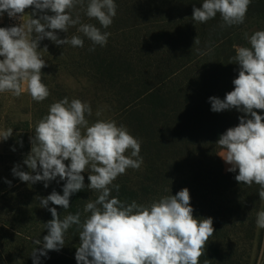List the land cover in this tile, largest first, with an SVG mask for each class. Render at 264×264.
I'll return each instance as SVG.
<instances>
[{
	"label": "trees",
	"instance_id": "1",
	"mask_svg": "<svg viewBox=\"0 0 264 264\" xmlns=\"http://www.w3.org/2000/svg\"><path fill=\"white\" fill-rule=\"evenodd\" d=\"M114 2L113 23L101 28L111 33L105 46L93 45L77 32L79 25L57 35L60 39L79 35L83 47L57 46L47 38L39 41L38 51L47 65L41 70L50 90L47 99L36 102L30 96L22 108L23 93L19 97L0 93V132L13 129L11 137L0 141V264H33L34 247H42L34 240H43L44 224L52 219L48 208L55 207L61 219L80 212L83 220L88 215L83 211L86 203L98 196L87 188L85 172L86 187L71 195L68 209L51 202L48 208L40 207L39 198L53 190L62 195L66 181L57 182V177L45 188L43 181L23 182L12 173L16 165L31 171L23 160L31 151L35 126L52 103L65 97L90 104V124L114 120L141 142V167L127 169L114 181L120 188L113 189V197L150 205L188 188L193 215L211 217L215 229L200 264H256L264 247V229L256 225L257 213L264 210L260 186L240 184L235 180L238 172L219 173L215 160L223 151L216 145L219 136L237 126L244 113L213 112L209 97L224 99L234 89L232 81L239 73L235 49L250 47L246 33L264 30V0H252L244 22L232 26L225 25L219 14L206 23L195 22L193 7H202L203 0ZM33 11L30 7L29 19ZM72 14H78L82 23L101 27L79 5ZM256 111L264 116V110ZM79 244L72 226L65 233L64 247L48 251L39 264H77Z\"/></svg>",
	"mask_w": 264,
	"mask_h": 264
},
{
	"label": "clouds",
	"instance_id": "2",
	"mask_svg": "<svg viewBox=\"0 0 264 264\" xmlns=\"http://www.w3.org/2000/svg\"><path fill=\"white\" fill-rule=\"evenodd\" d=\"M251 2L203 0L202 7H193L192 19L206 23L219 14L225 25H239ZM78 5L101 27L82 23L78 14L73 17L72 10ZM30 7L34 11L26 24L0 27V93L19 97L26 89L34 101L42 102L50 90L42 81L41 70L47 65L38 51L39 41L47 38L57 46L83 47L79 35L64 39L57 35V31L67 33L70 27L79 25L77 32L93 45L105 46L111 33L101 28L113 23L117 5L114 0H87L86 6L85 0H0V18L4 13L9 18H21ZM245 38L250 47H236L233 57L239 65L238 76L232 81L234 89L224 99L209 97V102L213 112L236 109L244 113L237 126L219 136L216 145L223 151L218 155L230 165L229 172H238L237 182L259 185L258 195L264 200V116L256 111L264 110V30L250 36L246 33ZM91 115L90 104L80 99L69 101L65 97L52 103L37 122L30 138L31 151L23 160L31 171L20 170V165L12 169L21 181H43L45 188L57 177V182L66 181L63 194L53 190L47 197H40V207L48 208L51 202L68 209L71 195L86 187L85 172L87 188L98 193L95 200L86 203L83 211L88 215L83 220L80 212L61 219L55 207L48 208L52 219L44 224L47 235L43 240H34V245L42 247H34L33 264H39V258L46 257L48 251L62 249L65 233L72 226H76L80 240L75 253L77 264H200L209 237L215 232L213 219L193 215L188 188L150 205L136 201L129 204L113 197V189L119 192L120 188L114 181L127 169L141 167V142L114 120L90 124L87 117ZM12 134V128L0 132V141ZM256 225L264 229V210L257 213Z\"/></svg>",
	"mask_w": 264,
	"mask_h": 264
},
{
	"label": "rangeland",
	"instance_id": "3",
	"mask_svg": "<svg viewBox=\"0 0 264 264\" xmlns=\"http://www.w3.org/2000/svg\"><path fill=\"white\" fill-rule=\"evenodd\" d=\"M28 19H29V8L25 10V14L21 18H19V17L14 18V19L9 18L7 13H4L2 18H0V24L1 25H8V26H11V25L12 26H19L20 24H26ZM0 59H3V57H0ZM22 93H23V96H22L21 101H20V107L24 108L30 102V95L28 94L26 89L23 90ZM221 152L218 154H221ZM218 154L215 157V160L217 162V171L221 174L229 173V171L227 169L230 167V165L226 164L225 161ZM221 166L222 167L226 166L227 169L222 171L220 169ZM256 264H264V247L261 250V252L257 258Z\"/></svg>",
	"mask_w": 264,
	"mask_h": 264
},
{
	"label": "crops",
	"instance_id": "4",
	"mask_svg": "<svg viewBox=\"0 0 264 264\" xmlns=\"http://www.w3.org/2000/svg\"><path fill=\"white\" fill-rule=\"evenodd\" d=\"M1 25V24H0Z\"/></svg>",
	"mask_w": 264,
	"mask_h": 264
}]
</instances>
